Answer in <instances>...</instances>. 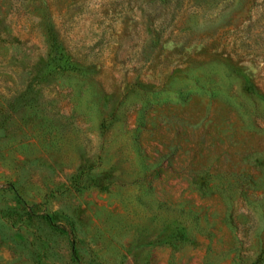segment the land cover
<instances>
[{
	"label": "rangeland",
	"instance_id": "rangeland-1",
	"mask_svg": "<svg viewBox=\"0 0 264 264\" xmlns=\"http://www.w3.org/2000/svg\"><path fill=\"white\" fill-rule=\"evenodd\" d=\"M254 261L264 0H0V264Z\"/></svg>",
	"mask_w": 264,
	"mask_h": 264
},
{
	"label": "trees",
	"instance_id": "trees-1",
	"mask_svg": "<svg viewBox=\"0 0 264 264\" xmlns=\"http://www.w3.org/2000/svg\"><path fill=\"white\" fill-rule=\"evenodd\" d=\"M42 216L48 221V223H49L53 228H55V229H60V228H61V229H64V227H63L62 225L53 222V221L51 220V218H50L47 214H44V215H42ZM256 262H258V261H254L252 264H256Z\"/></svg>",
	"mask_w": 264,
	"mask_h": 264
}]
</instances>
